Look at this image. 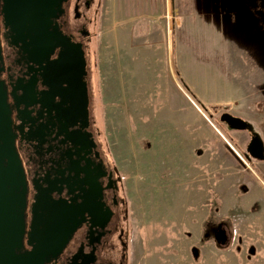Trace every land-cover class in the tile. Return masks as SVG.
<instances>
[{"label":"rangeland","instance_id":"374dc122","mask_svg":"<svg viewBox=\"0 0 264 264\" xmlns=\"http://www.w3.org/2000/svg\"><path fill=\"white\" fill-rule=\"evenodd\" d=\"M98 5L90 82L122 177L129 264H264V162L219 120L232 113L264 139V36L236 14L245 3Z\"/></svg>","mask_w":264,"mask_h":264},{"label":"flooded vegetation","instance_id":"af4514ba","mask_svg":"<svg viewBox=\"0 0 264 264\" xmlns=\"http://www.w3.org/2000/svg\"><path fill=\"white\" fill-rule=\"evenodd\" d=\"M58 1L60 8L52 30L56 26L71 44L80 45L86 63V74L81 77L77 93L72 90L65 71H50L48 60L30 62L18 47L10 45L8 32L2 25L0 5V83L7 91L26 188V234L20 252L32 250L28 235L38 200L49 204L62 201L78 209L81 206L88 209H79L80 224L61 251L47 256L44 264H129L128 209L122 177L109 157L97 126L90 82V43L94 33L91 25L99 13V10H92L96 5L98 9L99 0ZM242 1L249 13L236 9V14L243 13L254 21L264 36V0ZM61 50L57 48L50 61L55 62ZM259 105L264 116V98ZM225 113L228 112L220 114V121ZM221 125L231 132L239 131L222 121ZM248 125L243 130L249 135L246 154L250 159L264 162L249 152L255 137L260 138L263 148L264 139ZM219 231L220 228L215 238Z\"/></svg>","mask_w":264,"mask_h":264},{"label":"water","instance_id":"95a60500","mask_svg":"<svg viewBox=\"0 0 264 264\" xmlns=\"http://www.w3.org/2000/svg\"><path fill=\"white\" fill-rule=\"evenodd\" d=\"M0 5L2 25L8 32L10 45L18 47L30 62L41 63L48 60L50 71H65L72 90L77 93L81 77L86 74V63L80 45L71 44L56 26L52 30L60 8L59 1L0 0ZM57 48H62L58 59L55 62L50 61ZM84 98L87 101L85 87ZM221 121L239 131L246 130L249 126L243 119L228 113L221 116ZM12 124L7 91L3 83H0V264H44L47 256L56 255L61 251L69 236L80 224L79 209L86 211L88 208L81 206L78 209L62 201L49 204L47 201L43 203V199L38 200L28 235L32 250L20 252L26 234V188ZM249 152L256 159H264L260 138L253 139ZM90 193L94 194L92 190ZM87 203L88 198L86 206ZM40 210L42 214H38ZM216 238L224 244L226 232L220 229Z\"/></svg>","mask_w":264,"mask_h":264}]
</instances>
